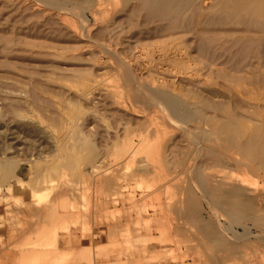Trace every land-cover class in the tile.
<instances>
[{
	"label": "rangeland",
	"instance_id": "rangeland-1",
	"mask_svg": "<svg viewBox=\"0 0 264 264\" xmlns=\"http://www.w3.org/2000/svg\"><path fill=\"white\" fill-rule=\"evenodd\" d=\"M151 1L0 0V264H264V0Z\"/></svg>",
	"mask_w": 264,
	"mask_h": 264
},
{
	"label": "bare ground",
	"instance_id": "bare-ground-1",
	"mask_svg": "<svg viewBox=\"0 0 264 264\" xmlns=\"http://www.w3.org/2000/svg\"><path fill=\"white\" fill-rule=\"evenodd\" d=\"M156 1H158V0H152L151 2H154V3H155ZM197 158H198V157H197Z\"/></svg>",
	"mask_w": 264,
	"mask_h": 264
}]
</instances>
